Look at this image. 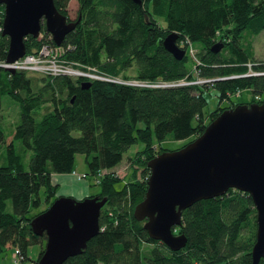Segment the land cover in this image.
Here are the masks:
<instances>
[{"label":"trees","instance_id":"obj_1","mask_svg":"<svg viewBox=\"0 0 264 264\" xmlns=\"http://www.w3.org/2000/svg\"><path fill=\"white\" fill-rule=\"evenodd\" d=\"M68 1L54 0L70 19ZM76 1L74 18L80 15V20L64 35L59 59L71 66H90L103 77L89 78V85L83 87L86 77L82 75L32 69L12 72L0 65V108L2 94L8 93L20 114L9 142L0 114V143H6L7 159L0 163V250L11 243L23 259L37 263L46 234L35 233L31 219L60 195L52 173L70 172L74 154L84 152L89 172L100 184L96 194L106 200L100 207L99 230L81 252L61 264H251L256 211L246 191L229 187L183 208L181 224L174 231L183 232L186 242L176 250L151 238L132 209L146 190V161L167 149L153 142L152 136L161 141L170 133L184 139V144L202 132L205 117L212 119L223 108L237 104H218L204 113V92L209 87L216 88L220 99L244 87L251 89L249 102L264 98L260 96L264 72L242 74L247 71L246 62L264 71V59L253 56L248 39L264 29V0ZM0 13L2 25L1 3ZM170 31L177 32L176 43L184 48L180 59L162 44ZM193 41L200 46L189 53ZM217 41L222 45L214 51L211 45ZM25 43L27 52H36L43 43L55 41L42 23L41 34H28ZM8 46L9 37L0 28V62L6 60ZM129 69L133 73L128 74ZM197 76L213 79L185 82ZM131 78L156 85L124 82ZM167 82L171 84L160 85ZM44 102L50 108L38 111ZM15 139L32 150L28 167ZM137 139L143 146L128 156L131 173L123 179L112 167ZM41 187L47 206L32 212L42 203ZM120 198L128 201L126 208L113 205ZM32 243L40 246L36 258L28 254ZM258 264H264V256Z\"/></svg>","mask_w":264,"mask_h":264},{"label":"water","instance_id":"obj_2","mask_svg":"<svg viewBox=\"0 0 264 264\" xmlns=\"http://www.w3.org/2000/svg\"><path fill=\"white\" fill-rule=\"evenodd\" d=\"M138 3L141 0H134ZM4 5L2 34L9 37L6 60L26 53L25 37L41 34L42 23L55 43L80 20L68 19L54 0H0ZM176 31L168 32L162 44L176 59L184 48L176 43ZM222 42L211 45L217 50ZM14 72L15 68L6 67ZM90 80L81 81L86 87ZM149 174L143 197L132 209L135 219L153 239L172 250L186 242L181 211L200 198L224 193L229 187L246 191L256 211L255 239L250 248L251 264L264 256V98L260 102L237 103L223 108L201 133L174 149L157 152L146 161ZM106 196L75 198L59 195L31 219L32 230L46 234L44 251L36 264H61L81 252L99 230L98 216Z\"/></svg>","mask_w":264,"mask_h":264},{"label":"rangeland","instance_id":"obj_3","mask_svg":"<svg viewBox=\"0 0 264 264\" xmlns=\"http://www.w3.org/2000/svg\"><path fill=\"white\" fill-rule=\"evenodd\" d=\"M68 16L70 19H74L76 15V8H77V1L76 0H69L68 4ZM1 16V13H0ZM248 39L251 42V47L253 51V56L255 58H261L264 59V29L259 31V33L251 35L248 37ZM200 43L198 41H193L192 43H189L188 51L192 50L194 47H199ZM191 47V48H190ZM191 49V50H190ZM27 52V50H26ZM44 54L45 57H39L35 58L33 60H29L28 62L30 66L36 67H46L47 63L51 61V58H48V52L45 50ZM56 67L61 68L59 65H53L51 68L55 69ZM88 66H86L87 68ZM65 72H71L69 74H72L73 76L78 74L77 68L72 67H65ZM85 69V68H82ZM80 70V69H79ZM128 74L133 73L132 69H129L127 71ZM238 74V73H237ZM240 75V74H238ZM83 76V75H82ZM86 77V76H84ZM86 79H88L86 77ZM137 78H131L132 81H138ZM213 78H202L200 76H197L194 80H188L185 82H212ZM181 81V79L179 80ZM178 81V82H179ZM183 81V80H182ZM206 97V102L203 107L204 113L208 112L218 104L220 105H227L229 103H240V102H249L251 98L253 97L251 89L249 87L241 88L240 90H236L232 92L229 97L220 99L218 96V92L215 87H209L208 90L204 92ZM260 96L264 97V91L261 92ZM50 108L49 102H44L38 111H47ZM0 114L2 115V124L5 127L7 138L6 142H9L13 137V129L15 124L18 122L20 118L19 114V105L18 103L8 94L3 93L1 96V108H0ZM41 114L37 113V117L39 118ZM206 123H208L211 119L209 117H205ZM153 142L157 144H161L162 146L166 147L167 149H174L178 146H181L182 142H184V139H175L171 136L170 133H168L161 141H157V139L152 136ZM15 145L17 150L23 154V160L25 165L28 167L30 155L32 150L27 148H24L23 143L19 139H15ZM183 145V144H182ZM143 146V142L140 139H137L135 142L130 144L122 153L121 160L112 167V171H114L117 175L121 176L123 179H127V177L131 173V168L128 166L130 165V162L128 160V156L132 155L135 150L140 149ZM156 154V153H155ZM6 143L2 142L0 143V163H6ZM73 169L78 172H86V175L80 179H78L76 176L72 175L71 173L63 175L62 180L63 182L59 185L57 194L60 195H72L75 198H83L85 196H88V194H96L100 190V184L96 182V178L94 174H91L89 172L88 165L85 161V153L84 152H76L74 154V165ZM106 169H101L100 172L105 171ZM123 180L116 183L117 186H119L122 183ZM39 194L42 198V203L40 207L33 208L32 212H35L39 209H43L47 206V200H46V193L44 191V187L40 188ZM121 209L126 208L128 205V201L124 198H120L116 200L115 204ZM102 206V205H101ZM106 206L111 209V203H107ZM108 212H111L108 210ZM143 220V219H142ZM39 244L38 243H32L28 245V254L32 258H36L39 252ZM15 249V245L8 243L3 245L2 249L0 250V264H15L13 260V251ZM17 264H32V260L27 259H21ZM33 264H36V261H33Z\"/></svg>","mask_w":264,"mask_h":264},{"label":"built area","instance_id":"obj_4","mask_svg":"<svg viewBox=\"0 0 264 264\" xmlns=\"http://www.w3.org/2000/svg\"><path fill=\"white\" fill-rule=\"evenodd\" d=\"M0 28L2 29V25H0ZM45 50L48 52V55H49L48 58H51V61L49 63H47L46 67H43V68L36 67L35 68L34 66H30L29 63H25V62H28L29 60H33L35 58L45 57L46 56L44 54ZM62 50H63L62 44L43 43L41 45V47L36 52H26L23 56L15 59L14 61L9 62V61L5 60V61L0 62V65H3L4 67H13L15 69H32V70H37V71H40L42 73H47V74L60 73V72L71 73V72H65L64 68L68 66V67H72V68H77L76 70H78L79 72H77L78 74H76V75H83V76H86L88 79L89 78H96V77L100 78V77L104 76V74H100V73L93 71L92 70L93 68H91L90 66H88L85 69H82L79 66L77 67V66L67 65L61 59H59V56L62 54ZM190 52H192V50ZM54 64L59 65L61 68L56 67L55 69H52L51 67ZM246 65H247V71L245 73H242V74H247V73L254 74V73L264 72V71L252 68L251 62H246ZM116 79L118 80L119 78H115V80ZM119 80H121V79H119ZM136 80H138V81H135V80L132 81L131 79H127V80H124V82L130 83V84H137V85H148V84L156 85V83L142 81L139 79H136ZM166 84H171V83H168V82L167 83H160V85H166ZM70 172L72 174H74L75 176H77L78 178H82L86 175L85 172L78 173L74 169L71 170ZM12 255H13V260H14L15 264H17L19 262V260L23 259V255L21 254L18 247H15Z\"/></svg>","mask_w":264,"mask_h":264},{"label":"crops","instance_id":"obj_5","mask_svg":"<svg viewBox=\"0 0 264 264\" xmlns=\"http://www.w3.org/2000/svg\"><path fill=\"white\" fill-rule=\"evenodd\" d=\"M69 173H71V172H53L52 173V178H53V181L54 182H56V183H58V187H59V185L63 182V180H62V176L63 175H66V174H69ZM72 174V173H71ZM72 175H74V174H72ZM75 176V175H74ZM77 177V176H76ZM78 178V177H77ZM78 179H80V178H78ZM32 264H33V260H32Z\"/></svg>","mask_w":264,"mask_h":264}]
</instances>
